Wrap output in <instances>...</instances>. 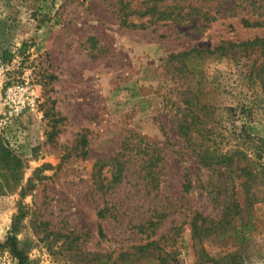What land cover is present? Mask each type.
Returning <instances> with one entry per match:
<instances>
[{"label": "rangeland", "instance_id": "rangeland-1", "mask_svg": "<svg viewBox=\"0 0 264 264\" xmlns=\"http://www.w3.org/2000/svg\"><path fill=\"white\" fill-rule=\"evenodd\" d=\"M190 1L145 27L124 19L147 21L148 0H0V135L18 157L0 242L14 233L27 264H264V51L248 43L264 0ZM17 82L34 91L19 113ZM246 120L257 142L240 143ZM238 145L250 157L232 169L194 149ZM1 243L0 264H19Z\"/></svg>", "mask_w": 264, "mask_h": 264}, {"label": "trees", "instance_id": "trees-1", "mask_svg": "<svg viewBox=\"0 0 264 264\" xmlns=\"http://www.w3.org/2000/svg\"><path fill=\"white\" fill-rule=\"evenodd\" d=\"M172 5H168V0H148L147 6H143L142 8V18L146 15L149 16L148 20L142 21V23H136L133 20H128V17L124 19V22L128 25H142L147 26L150 22H157V21H163V22H169V21H182L187 18V16L191 15V8H197V6L192 5V2H189L190 9L185 10L187 5L181 4V0H173ZM150 3V4H149ZM161 3V4H160ZM206 13V12H205ZM227 43V42H225ZM247 43V42H245ZM248 43L251 44H258L262 47L264 51V38L256 37L251 41H248ZM234 45H236L233 42H229L230 48H232ZM216 48L214 52L219 49ZM203 52L204 50L200 48H192L189 51H185L183 53H179L177 55H185L191 54L193 52ZM207 51H212L211 49ZM176 55V56H177ZM233 109V108H232ZM244 112L247 107H244ZM247 111V110H246ZM195 122L193 120L183 119L179 122V132L181 135H183L189 143L192 141V130L194 129ZM239 137L241 139L240 143H246V141L249 142H257L258 139L261 138V136L258 134H252L250 132V124L249 121H244V125L242 128V131L239 134ZM254 148L258 147L257 144H253ZM256 145V146H255ZM197 154V157L200 161V163L205 167H225L227 169H232L234 166L240 165V162H244L246 160H249V147L248 146H242L238 145L236 148L228 149V150H214L211 147H195L194 148ZM255 152L258 151V148L254 149ZM247 165V164H246ZM18 167V157L14 154V152L11 150V148L5 143V139L2 135H0V174H4L5 170H11ZM248 166H244L242 170L248 175L251 176L252 172L247 171ZM19 215H16V219H18ZM203 223H206V220H203L201 224L195 219L193 221V229H194V236H199L201 234V231H203ZM16 224L13 230H16ZM206 226V225H205ZM207 229V230H206ZM213 227L208 228L206 226L205 230L207 231L206 235L210 234L213 231ZM1 243V242H0ZM1 245L8 247L11 252L19 259V264H27V256L23 252V250L19 247L17 236L12 233L8 236L7 240Z\"/></svg>", "mask_w": 264, "mask_h": 264}, {"label": "built area", "instance_id": "built-area-1", "mask_svg": "<svg viewBox=\"0 0 264 264\" xmlns=\"http://www.w3.org/2000/svg\"><path fill=\"white\" fill-rule=\"evenodd\" d=\"M0 67H4L0 59ZM28 84V85H27ZM32 86L29 82H17L9 86L5 93V102L9 106L14 107L16 113L21 112L24 108L32 104L31 94H33Z\"/></svg>", "mask_w": 264, "mask_h": 264}]
</instances>
